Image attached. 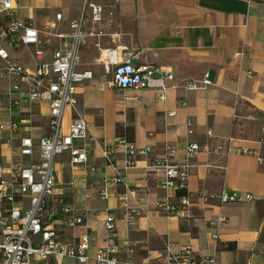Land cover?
I'll return each mask as SVG.
<instances>
[{"label": "crops", "instance_id": "obj_1", "mask_svg": "<svg viewBox=\"0 0 264 264\" xmlns=\"http://www.w3.org/2000/svg\"><path fill=\"white\" fill-rule=\"evenodd\" d=\"M90 1L114 12L112 25L105 20L100 26L122 32L118 44L123 53L143 51L139 62L172 70L178 84L199 80L206 73L215 84L192 91L170 89L165 101L152 88H122L111 83L113 70L108 71L99 60V41L89 39L80 48L78 69L90 70L93 76L77 90V107L87 122L91 144L88 162L72 163L70 152L57 156V185L47 201V223L70 243L84 231L90 234L91 258L83 264H96L94 257L107 235L108 213L115 218L121 260L156 262L166 256L170 242L173 252L189 246L201 256L215 257L220 264H264V160L226 155L229 146L259 148L264 137V0ZM83 4L84 0H15L14 6L18 17L37 27L55 21L62 13L60 27L68 30L70 23L80 18ZM101 43L114 45L109 37ZM7 48L13 60L34 67L26 47ZM242 51L244 58L236 55ZM51 60L52 50L48 49L44 61ZM26 90L24 82L15 86L4 80L0 84V125L12 120L20 125L14 132L0 129L1 176L8 175L6 166L12 159H22L25 164L40 159L37 145L33 157L19 156L21 137L31 136L38 144L50 133L48 102L28 100ZM11 97L20 98V104L11 106ZM182 99L186 105L181 104ZM171 112L174 114L169 115ZM74 116L68 107L65 130ZM189 118L195 124L193 134L188 133ZM123 135L140 148H153L150 154L139 156L129 170L124 169L123 146L117 147L113 164L107 163L103 154L105 140L113 142ZM193 142L207 144L211 151L202 150L190 159L187 147ZM167 143L177 148L174 162L190 164L187 191L205 189L215 195L207 203L194 200L191 218L167 217L156 208L167 199L178 203L186 193L177 186L164 187L165 169L152 166L153 159L164 154ZM116 176L123 181L109 187L113 195L101 198L104 180ZM223 191L239 199L222 203ZM121 197L130 208L144 212L136 224L127 222ZM70 203L84 213V225H66L63 208ZM218 214L227 220L219 228V238L213 240L209 221ZM124 240L139 243L130 253ZM67 263L79 264L74 259Z\"/></svg>", "mask_w": 264, "mask_h": 264}, {"label": "built area", "instance_id": "obj_2", "mask_svg": "<svg viewBox=\"0 0 264 264\" xmlns=\"http://www.w3.org/2000/svg\"><path fill=\"white\" fill-rule=\"evenodd\" d=\"M14 4L15 0H0V84L4 80L14 82L15 86L24 82L27 86V99L33 102H48L51 118L50 133L42 137L38 144L31 136H23L20 139L19 156L33 157L37 145L40 159L29 164H25L22 159H12L6 166L8 175H0V264H64L67 259H74L83 264L91 258L90 234L84 231L77 241L70 243L63 239L58 229L46 221L47 201L54 194L57 185L55 166L57 156L70 152L72 163L88 162L91 144L87 122L77 107V90L85 80L92 78L93 73L90 70L78 69L81 63V46L91 38L97 39L100 46L99 60L108 71L113 70L112 84L122 88H152L161 101L167 99V92L170 89L184 87L192 91L207 88L215 83L210 74L206 73L199 80H188L178 84L172 70H165L150 62H139L143 51L123 53L118 44L122 32H109L100 26L105 20L108 25H112L114 15L112 10H107L103 5L84 0L80 18L73 20L68 30H63L60 27L62 13L56 15L55 21L37 27L30 20L18 17ZM105 37H109L114 45L102 46L101 41ZM7 46L14 49L26 47L32 55L34 67L24 66L13 60ZM48 49L52 50V60L44 61ZM236 55L242 58L246 56L244 51ZM20 102V98H10L11 106H18ZM180 102L186 105L185 99ZM68 107H72L75 116L69 129L65 130L63 120ZM173 114L174 112L169 113ZM19 127V123L14 120L0 125L1 130L8 129L11 132ZM187 127L188 133L193 134L195 124L191 118L187 120ZM208 133L212 134L211 131ZM259 143L260 147L254 149L229 146L226 155L237 153L264 160V137ZM118 146L126 149L125 170L134 168L139 156L148 155L153 151L150 146L140 148L128 141L125 136H117L113 142L104 141L103 154L107 163H114ZM202 150L211 151L207 144L190 143L187 147V156L190 159L195 158ZM176 152V146L167 143L164 154L153 159L152 166L165 169L166 177L162 182L164 187L177 186L186 190V193L180 197L178 203L167 199L158 202L156 208L167 217L191 218L194 200L207 203L215 195L205 189L195 193L187 191L190 164L174 162ZM14 154L16 153L13 152ZM3 161L4 157L0 154V163ZM95 169L94 166L90 168L91 171ZM122 181L121 176L105 179L99 196L103 199L109 198L113 195L109 187ZM121 199L127 222L129 225L136 224L144 212L130 208L125 198ZM220 199L224 203L239 198L236 194L228 195L223 191ZM63 212L67 215L68 227L84 225L85 215L75 204H67ZM226 220L224 215L218 214L209 221L214 228L213 240L219 238V228ZM105 225L107 235L94 257L96 264H136L131 259L121 260L118 257L119 242L112 214L106 215ZM138 243L139 241H123L130 253ZM166 249V256L156 262L145 264H220L215 257L201 256L189 246L181 248L179 252H173L170 242H167Z\"/></svg>", "mask_w": 264, "mask_h": 264}, {"label": "trees", "instance_id": "obj_3", "mask_svg": "<svg viewBox=\"0 0 264 264\" xmlns=\"http://www.w3.org/2000/svg\"><path fill=\"white\" fill-rule=\"evenodd\" d=\"M124 136V135H123ZM125 137H126V135H125ZM127 138V137H126ZM127 140H128V138H127ZM128 141H130V140H128Z\"/></svg>", "mask_w": 264, "mask_h": 264}, {"label": "rangeland", "instance_id": "obj_4", "mask_svg": "<svg viewBox=\"0 0 264 264\" xmlns=\"http://www.w3.org/2000/svg\"><path fill=\"white\" fill-rule=\"evenodd\" d=\"M67 264H71V263H67Z\"/></svg>", "mask_w": 264, "mask_h": 264}]
</instances>
